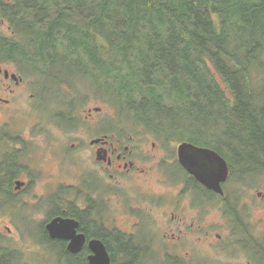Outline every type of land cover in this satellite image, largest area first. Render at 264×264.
<instances>
[{"label":"trees","instance_id":"obj_1","mask_svg":"<svg viewBox=\"0 0 264 264\" xmlns=\"http://www.w3.org/2000/svg\"><path fill=\"white\" fill-rule=\"evenodd\" d=\"M13 2L12 44L38 85L108 89L132 124L218 152L232 183L264 174V0Z\"/></svg>","mask_w":264,"mask_h":264},{"label":"flooded vegetation","instance_id":"obj_2","mask_svg":"<svg viewBox=\"0 0 264 264\" xmlns=\"http://www.w3.org/2000/svg\"><path fill=\"white\" fill-rule=\"evenodd\" d=\"M15 4L13 0H0V202L6 203H0V219L8 217L20 233L22 244L0 233L6 238L0 237V264H35L38 259L45 264H91L103 249L111 264H216L205 258L211 241L209 201L217 204L225 219L226 192L225 197L217 196L179 164V144L176 148L177 143L169 142L164 147L145 132L135 137L122 128L117 132L102 130L93 116L97 108L87 111L84 130H66L59 125L65 134L80 133L68 146L54 144L49 127L42 131L41 137L47 138L52 151L50 161L56 157L60 179L48 181L43 191L32 188L36 177L29 163V144L41 137L33 136L32 130L25 136L20 132L22 126L14 128L10 120L14 119L12 95L25 78L23 72L38 80L22 59L26 46L12 44L15 34L7 22V11ZM7 65H14L18 73ZM74 117H68V121ZM46 162L37 168L41 175L51 173L45 168ZM176 167L186 175L175 173ZM51 170L50 179H54L57 174ZM155 174H159L157 181L167 186L176 184L177 191L160 196L139 190L141 182H148ZM130 191L135 195L130 196ZM147 197L156 202L153 208L145 205ZM164 205L168 208L161 211ZM154 209L161 221L154 220ZM228 220L234 223L233 234L234 230L241 231V221L231 215ZM63 222L66 228L54 235L48 230L49 225ZM158 222L165 227L162 232L158 228L160 234L153 226ZM246 235L255 239L251 233ZM245 239L250 246L259 245ZM241 241L239 238L230 243L235 252L232 260L241 259L236 252ZM222 242L221 237L211 246L220 248ZM221 261L217 264H229Z\"/></svg>","mask_w":264,"mask_h":264},{"label":"rangeland","instance_id":"obj_3","mask_svg":"<svg viewBox=\"0 0 264 264\" xmlns=\"http://www.w3.org/2000/svg\"><path fill=\"white\" fill-rule=\"evenodd\" d=\"M6 34L9 33L6 32ZM6 67H9L12 71L17 72L15 71L16 68L14 67V65H7ZM23 75H25L23 82H21V85L16 87V90L12 95L13 97L11 109H13L14 111V119L10 120L11 125L14 128L16 127L17 129H20L18 126H22L20 132H23L25 136L30 134L29 132L32 130L33 136L35 137H41L43 134L42 131H44L46 127H49L48 135L54 137L52 139L54 141V144H56L57 146L70 145V142H73L74 138L76 139V137L80 133L76 132L74 134H65V132L60 131L62 130V127H60L59 123L54 120L55 118H57L56 115L59 110L67 112L68 115L69 112L73 110V108L70 106L71 104L68 96H60L59 94H57V90L62 89V87L55 86L53 83L49 84L47 87H43L44 85H38V83L35 85V79L30 75V73L26 74L25 72H23ZM69 80L72 81L75 85L74 93L69 95V98L71 99L74 98L75 95L77 96L76 100L74 101V106L77 108L76 110L72 111L73 115L70 116L75 117L71 118L72 120H70V122L63 123L66 130L73 128L74 131H79L80 129L84 130L86 128V125H88L86 119L84 118L87 115V111L90 108L91 110L97 108L98 111L94 112L93 116L96 124L102 126V130L109 129L110 131H114L120 130L119 128H122L125 129L123 131H129L135 137L142 134L143 132H146L144 129L130 128V125H132V120L128 116L130 115L129 111L125 109L127 108V106L129 107L128 103H122L124 104V107L120 109L118 107L116 108L110 105L108 101L102 98V96H110V91L108 89L98 90L96 87L85 84V82L80 78H69ZM34 91L37 93V97L34 94ZM84 97H86V101L83 104ZM116 100L117 99H115V101ZM120 110L124 112L126 119L121 115V113L119 112ZM45 115L46 117H44ZM48 117L53 120L48 119ZM183 120V118L180 119L179 121L181 122L178 125L182 124ZM195 120L196 119H193V122H195ZM127 123L130 125H128ZM192 129L193 128L189 127L185 129L183 128V132L192 134ZM147 135L148 133H146L145 136ZM175 136L178 137V135ZM46 139V137H41L37 140V142L35 141L29 144V151L31 153L29 163L34 167L32 168V173L33 176L36 177V179L34 180L35 184L32 186V188L38 189L39 191H43L45 189L46 183L48 181L60 179L59 175L57 174V170L55 169L57 165L56 157L55 159L53 158L54 162L50 161L52 157V151L49 152L50 145L47 144L48 142L46 141ZM159 142L162 143L161 141ZM177 145L178 144H175L176 148ZM163 146L165 147L167 145ZM169 148L171 149V146ZM44 155L46 158L44 157ZM46 159L47 162L45 168L51 171V173V169H53V171L57 174L56 178L54 179H50L51 173L41 175L37 169L38 167L45 165ZM174 172L178 173L179 176L186 175V172H184V170H179L177 167L174 169ZM158 175L159 174H155L151 176L152 179H150L148 182H141V187L139 190H143L146 193L156 194L160 196L174 194L177 191V188L174 189V187H176L177 185L173 184L171 186H167V184L157 181V178H159ZM68 182H70V180H67V183ZM229 191L234 204L237 205L235 209L236 211L234 212L240 214L241 217L239 215L238 216L243 221L241 222V231L234 230L235 234H233L234 223L228 220V213L226 212L225 219H223L222 213L220 214L217 209V204L209 203L210 213L209 217H207V220L209 222L208 224L211 231V241L208 247V249L210 250L209 254L205 257L206 261L216 264L221 263V260L229 264H248L247 260H244L246 258L253 264H264V253L260 252V248L254 247V245L250 246L249 242L248 244L244 243L246 240L245 238H248L252 241V243H259L262 244V247H264V196L258 197V193H262L264 195V174H248L245 176L239 174L236 177L234 185H229ZM133 195H135V193L133 191H130V196ZM146 200L147 201H145V205L150 208H153V205L156 204V202H154L151 198L147 197ZM0 203L6 204L4 202ZM165 204L168 205L167 203ZM114 205L115 203H113V206ZM167 208L168 207L164 205L160 209L161 211H163ZM157 212L158 210L154 209V212L152 213L153 217L155 218L154 220L161 221V218L159 217V214ZM7 219L8 217L0 219L3 220V223L0 225V233L13 238L14 240L22 244L21 240L18 239L20 233L13 225H11L10 222H8ZM163 225L164 224L162 222H158L157 225L154 223L153 226H155L156 231L159 233L158 228L159 230H161V232L165 229ZM7 227L10 229L9 232ZM250 233L253 235L255 234V239H252L250 236L246 235ZM216 235L221 236L222 239H224V242H222L223 245L220 248L211 246V244L219 243V241L221 240V237L220 240L218 238H215ZM153 236L156 237L154 233ZM0 237L3 240L6 239L2 236ZM239 238L244 240L241 241V243H243L241 247L236 250L237 256L241 259L232 260V254H235V252L232 251V247L234 245H230V243H233L235 239ZM226 255L228 258L226 257ZM34 262L35 264H45V261L42 259L35 260Z\"/></svg>","mask_w":264,"mask_h":264},{"label":"water","instance_id":"obj_4","mask_svg":"<svg viewBox=\"0 0 264 264\" xmlns=\"http://www.w3.org/2000/svg\"><path fill=\"white\" fill-rule=\"evenodd\" d=\"M180 164L205 187L223 195L220 185L227 181L229 168L225 159L217 152L195 147L191 144H182L179 147ZM67 223L49 225V231L54 235L58 230L66 228ZM103 248V247H102ZM91 264H111L104 249L99 257L91 260Z\"/></svg>","mask_w":264,"mask_h":264},{"label":"bare ground","instance_id":"obj_5","mask_svg":"<svg viewBox=\"0 0 264 264\" xmlns=\"http://www.w3.org/2000/svg\"><path fill=\"white\" fill-rule=\"evenodd\" d=\"M254 233V232H253ZM260 234V233H259ZM253 235V234H252ZM255 235V234H254ZM251 236V235H250ZM251 238H252V236H251ZM254 241V240H253ZM254 244V243H253ZM264 251V250H263ZM257 253V252H256ZM4 258V257H3ZM261 260V259H260Z\"/></svg>","mask_w":264,"mask_h":264}]
</instances>
